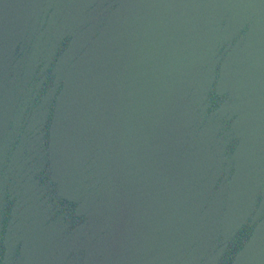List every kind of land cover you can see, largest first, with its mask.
<instances>
[{
  "label": "water",
  "instance_id": "1",
  "mask_svg": "<svg viewBox=\"0 0 264 264\" xmlns=\"http://www.w3.org/2000/svg\"><path fill=\"white\" fill-rule=\"evenodd\" d=\"M0 264H264V0H0Z\"/></svg>",
  "mask_w": 264,
  "mask_h": 264
}]
</instances>
